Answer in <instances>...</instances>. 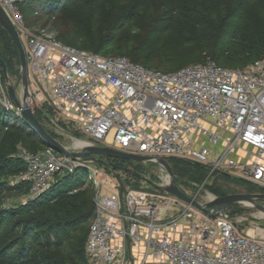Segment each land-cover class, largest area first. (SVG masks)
Here are the masks:
<instances>
[{
	"label": "built area",
	"instance_id": "obj_1",
	"mask_svg": "<svg viewBox=\"0 0 264 264\" xmlns=\"http://www.w3.org/2000/svg\"><path fill=\"white\" fill-rule=\"evenodd\" d=\"M23 1L0 5L20 34L28 65L83 135L150 163L174 159L203 167L208 177L226 174L264 194V60L245 69L207 59L154 71L64 45L45 30L33 33L19 9ZM0 105L13 108L1 93ZM19 158L26 169L18 180L29 184L33 198L58 176L86 166L52 149ZM95 207L89 264H264V237L240 231L226 212L212 217L120 182L98 191Z\"/></svg>",
	"mask_w": 264,
	"mask_h": 264
},
{
	"label": "trees",
	"instance_id": "obj_2",
	"mask_svg": "<svg viewBox=\"0 0 264 264\" xmlns=\"http://www.w3.org/2000/svg\"><path fill=\"white\" fill-rule=\"evenodd\" d=\"M23 4L37 16V22L46 18L48 23L56 14L60 39L85 44L91 51L68 46L94 54L103 55L101 51L111 46L118 39V33L132 23L133 33L126 32L120 37L119 47L113 51L116 55L104 56L126 57L154 71L159 70L144 64L157 67L168 64L173 61V53L188 49L198 55L208 50L211 58L199 55L184 63L178 62L173 70L160 72L176 71L208 58L222 67L218 60L227 59L242 66L224 67L230 69H245L264 60V9L258 6L255 10L257 0H24L19 9ZM153 12L163 17L162 20L152 18ZM87 20L90 25L85 34ZM158 24H163V29H156ZM170 32V38L150 40L156 33ZM227 52L230 53L226 55ZM0 57L8 68L2 54ZM34 138L46 146L45 150L49 148L15 110L9 111L0 105V174L7 171L20 176L25 172V164L16 150L22 145L27 151L39 153L32 145ZM168 162L189 164L174 159ZM86 174L79 167L73 174L58 176L49 191L26 204L0 208V264H63L41 251L63 248L75 229L91 225L96 207L93 193L88 185L84 186ZM21 185L30 192L28 183ZM10 190L0 179V193ZM89 232L90 229L84 232L78 242L81 256L76 264H89L85 252Z\"/></svg>",
	"mask_w": 264,
	"mask_h": 264
},
{
	"label": "rangeland",
	"instance_id": "obj_3",
	"mask_svg": "<svg viewBox=\"0 0 264 264\" xmlns=\"http://www.w3.org/2000/svg\"><path fill=\"white\" fill-rule=\"evenodd\" d=\"M264 0H257V5L255 6V10L260 8L264 9V3L261 4ZM261 4V5H259ZM64 5H67L65 3ZM254 6V4H253ZM20 9L22 10V14L25 17L26 27L36 33L38 29L45 30V32L50 35L52 38H55L57 41L61 42L64 45H72L81 47L83 49L88 50L85 44H77V43H68L63 42L60 39L59 27L57 25L58 18L56 14L51 18L50 22H46V18L41 19L39 22L36 21L35 15L31 13L30 10L25 8V4L21 5ZM165 10L162 9V12ZM155 13V12H153ZM152 18L157 19V21H161L163 17H159L151 15ZM90 21H86L84 23L85 34L88 32L87 27L90 25ZM88 25V26H87ZM132 23L128 24L120 33H118V39L105 50L101 51L103 55H116L113 53L114 49L119 47V39L124 33L132 32ZM156 29H163V24H158ZM138 33H141L139 29H136ZM135 31V32H136ZM231 31V30H230ZM229 31V32H230ZM171 32L168 34H154L153 37L150 38L151 41H161L166 38H170ZM90 37V36H89ZM143 39H147L145 36ZM90 50V49H89ZM91 51V50H90ZM230 52H227L228 55ZM0 54L5 58L6 62L9 64L8 72L12 81L16 82L21 74V64L18 50L12 44L6 32L0 26ZM174 58L170 63L162 64L157 67L152 64H144L148 67H152L162 70H173L178 65V62L184 63V60H190V58L196 56L207 55L210 57L209 51L206 50L201 52L198 55V52H195L192 49H188L185 51H177L173 53ZM211 58V57H210ZM209 59V58H208ZM187 61V62H188ZM216 61V60H215ZM196 62V61H195ZM218 63L223 65L224 67H242L238 66L236 63L229 62L227 59L218 60ZM250 65V64H249ZM29 84H30V92L37 103L38 108L35 110V116L43 125V127L49 132L56 140H58L62 145L69 148H77L79 149V143L91 140L83 135L80 130L76 127L75 123L70 121L63 113L61 106L55 101L48 89L42 82H40L38 75H36L33 69L29 66ZM18 88V93L20 94V88ZM0 93L4 94L8 100L13 105L12 110L17 112V109L13 103L12 97L9 92V85L5 79V75L2 67L0 66ZM18 114V113H17ZM19 115V114H18ZM56 123L59 128L54 125ZM64 130L61 131V130ZM73 136V137H72ZM33 146L36 147V150L39 153H45L48 149L45 150L46 146L37 138H34ZM81 139V140H80ZM84 140V141H82ZM39 141V142H38ZM27 151L25 147L22 145L18 147L16 150L17 154L20 155L21 152ZM54 152V151H53ZM56 156H64L57 152H54ZM67 157V156H64ZM69 159H73L67 157ZM96 160L91 159L90 157H83L80 160L85 161V165L83 169L86 171L85 177V187L89 186L90 192L94 195V200L96 194L100 190H105L107 193L112 190V186L116 184V182H120L124 187H136L142 188L150 193L159 195L156 190H154L149 185L145 184L143 180L139 179V177L132 176L130 173L124 172L122 170L114 169L107 165L106 163L99 162L98 160L103 161V157L95 156ZM75 160V159H73ZM106 161V160H105ZM108 162H113L115 165L119 167H124L129 169L131 172L139 173L141 177H150L154 182H158V184H162L164 179L166 178L167 173L164 169L159 166L157 163L145 164L143 162L138 161H117V160H107ZM173 175L176 177L177 186L189 197L196 198V200L201 204H206L209 202L210 194L214 197H222L226 195H260L263 194L260 190H258L255 186L251 184L244 183L237 178L226 174H213L208 177V172L200 166H193L189 164L179 163V162H168ZM89 168V169H88ZM95 171V172H94ZM95 173V174H94ZM166 174V175H165ZM96 175V176H94ZM143 175V176H142ZM0 179L3 180L8 187H10V191H5L0 193V208L10 209L16 208L20 205L26 204L28 201L32 200L30 192L27 191L26 186H22L23 182L18 180V176H14L12 173L3 172L0 174ZM88 185V186H87ZM156 189V188H155ZM163 194V193H162ZM161 195V194H160ZM209 196V197H208ZM258 203L264 206V200L258 201ZM236 223V227L244 232L249 233L250 235H256L257 237L264 236V216L263 213L253 204L247 203H237L230 205L228 209L225 211ZM91 225L86 224L85 226H79L75 229L70 237V240L66 243L63 248H59L56 251H41L44 254L49 253L56 260L63 264H76V259L81 256V252L78 249V242L81 240L82 234L84 232L89 231Z\"/></svg>",
	"mask_w": 264,
	"mask_h": 264
},
{
	"label": "water",
	"instance_id": "obj_4",
	"mask_svg": "<svg viewBox=\"0 0 264 264\" xmlns=\"http://www.w3.org/2000/svg\"><path fill=\"white\" fill-rule=\"evenodd\" d=\"M0 25L7 32L11 41L15 45L18 50L20 61H21V74L19 79L14 82L9 76L8 68L6 63L0 57V66L3 69L5 79L9 85V92L12 97L13 103L17 109V113L21 116L24 121L30 126V128L37 134V136L54 152H57L61 155L73 158V159H81L83 157H90L93 160L95 156H101L104 158H111L117 161H140V162H149L150 159L140 156H135L131 154H126L120 151H117L113 148L94 143L92 141H84L86 145L80 149L77 148H69L62 145L58 140H56L47 130L43 127L40 121L35 116L36 107L31 92H30V84H29V65L26 57V52L24 45L22 43L20 34L12 22L11 18L4 11V9L0 5ZM20 88V94L18 93V88ZM73 137V136H72ZM81 140V139H80ZM99 162H103L102 160H98ZM157 162L159 164L164 165L171 176L174 177L172 169L167 160L163 158H158ZM114 169L122 170L124 172L130 173L132 176L139 177V179L143 180L145 184L151 185L154 190L158 192V194L162 196H170L181 200L182 202L192 206L196 210L210 215L212 217H218L223 214L230 205L237 203H249L255 205L264 216V206L260 205L258 201L264 200V194L260 195H226L222 197H214V199L209 200L206 204L199 203L196 198L189 197L182 191H180L175 186H161L158 185V182H154L150 178L141 177L131 172L129 169L124 167H119L117 165H113ZM156 188V189H155ZM163 193V194H162ZM209 197V196H208ZM128 250L130 251V243L128 241Z\"/></svg>",
	"mask_w": 264,
	"mask_h": 264
},
{
	"label": "bare ground",
	"instance_id": "obj_5",
	"mask_svg": "<svg viewBox=\"0 0 264 264\" xmlns=\"http://www.w3.org/2000/svg\"><path fill=\"white\" fill-rule=\"evenodd\" d=\"M30 86V85H29ZM34 106L36 107V109L38 108V105H37V103L36 104H34ZM53 122V121H52ZM54 123V122H53ZM54 125H56V127L57 128H59V126L56 124V123H54ZM59 130H61V129H59ZM61 131H63L64 132V130H61ZM78 143H79V149L80 148H82V147H84L85 145H86V143L85 142H80V141H78ZM111 158H104L103 157V161H104V163H106L107 165H109L110 167H112L113 168V165H114V163L113 162H108L107 160H110ZM106 160V161H105ZM130 161V160H129ZM132 161V160H131ZM138 162H140V161H138ZM143 163H145V164H148V162H143ZM159 166H161L163 169H164V171L167 173V175H166V178L163 180L164 182L162 183V184H158V185H161V186H175V187H177L180 191H182L178 186H177V183H176V177L174 176H171L170 175V173L168 172V170H167V168L164 166V165H162V164H158ZM133 173H135L136 175H140L139 173H137V172H134L133 171ZM143 176V175H142ZM148 178H150V177H148ZM183 192V191H182ZM184 193V192H183ZM187 195V194H186ZM210 199L212 200V199H214V197L212 196V194H210ZM247 204H249V203H247ZM260 237H264V236H260Z\"/></svg>",
	"mask_w": 264,
	"mask_h": 264
}]
</instances>
